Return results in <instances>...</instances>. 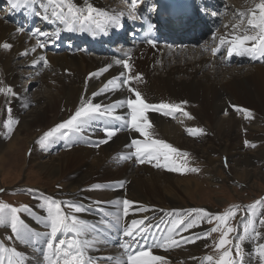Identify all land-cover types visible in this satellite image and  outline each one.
I'll return each mask as SVG.
<instances>
[{
	"label": "bare ground",
	"instance_id": "6f19581e",
	"mask_svg": "<svg viewBox=\"0 0 264 264\" xmlns=\"http://www.w3.org/2000/svg\"><path fill=\"white\" fill-rule=\"evenodd\" d=\"M73 2L78 7L86 6L85 0ZM189 2L197 14V20L192 19L191 25L187 22L185 29L174 30L171 40L182 44L185 42L186 45L200 40L203 43L195 50L188 49L185 45L184 51L181 52L175 44H172L175 46L170 49L150 48L131 40V24H135L136 19L120 7L109 5L105 0H87V3L97 9L110 14H122L119 25H108L105 31L81 29L79 25L74 26L75 30L69 31L65 24L51 17V8L48 12L50 18L45 19L44 10L39 4L13 9L8 0H0V5H6V9H9L8 20H4L3 15H0V45H12L7 50L0 47V87H10L14 93H0V126L3 122L18 121L10 123L11 132L5 126L0 127V172L5 162L9 161L6 160L7 150L19 151L18 146L23 142L24 135L29 134L34 127L43 129L46 125L55 126L58 121L68 120L80 107L82 98L102 106L115 105L114 115L130 118V109L126 104L119 106L120 101L135 99L128 91L130 86L139 91L147 103L179 106L177 111L183 113L180 119H173L174 112L165 115V112H169L168 109L145 113L152 125L149 129L151 138L168 143L174 148L188 150L199 165L206 163L208 167L203 173L210 186L211 183L217 185L215 173L220 169L226 171L228 165L222 164L223 156L230 164L228 168L232 167L231 170L227 168L233 177L232 183L235 180V184H243L249 189L257 183H264V172H260V169L264 170V64L254 62V59L247 55L241 56L235 52L229 55L230 45L220 43L221 37L231 39L234 34L242 35L244 29L249 27L247 21H244L245 25L243 24L241 30H234V25L223 27L225 30L218 33L217 39L208 42L210 35H207V29L217 25L219 16L208 19L203 15V11L198 15V10L200 11L203 5L202 0ZM258 3L259 0H253L246 9H252ZM131 4L132 0H128V5ZM227 4L224 0H216L213 7L232 12V8ZM151 5H154V1H151ZM24 16V24H20L22 31H17L19 25L14 20ZM34 20L42 24L41 28H38L39 32L49 35H40L35 28L32 33H26L24 29L29 28ZM196 29L202 31L200 38L196 35L188 36L192 32L195 33ZM81 30L87 34L91 32V35H98L99 38L103 33H107V39H96L92 45L73 40V33L79 35L83 33ZM178 33H182L181 40H178ZM115 39L117 45L111 44ZM86 50L91 53L87 54ZM41 56L47 59L49 67H44ZM16 59L21 60L19 68L24 70L22 73L26 75L30 71L33 78L24 95L16 90L18 74L12 66ZM237 59L243 63L241 66L235 64L230 68L222 67L228 60L231 62L238 61ZM117 60H127L130 70L125 69L123 64H117ZM109 65L111 67H108ZM105 68L108 70L101 71ZM136 75L141 79L131 80L128 85L122 83L125 78ZM113 78H116V84L119 86H109V90L103 94L93 96ZM31 85H39L43 92L39 91L34 98L27 95ZM237 107L250 110L251 117L246 118L243 112L236 110ZM225 112L228 114L225 115ZM184 113H188L192 118L189 119ZM106 126L116 129V134L110 139L105 136ZM188 129H202L203 132L189 134ZM240 130L249 132L252 137L249 143L259 141L258 147H254L251 152L245 149L240 141ZM34 137L27 136L24 142L25 151L30 148ZM201 137L205 140L197 145ZM104 139H107V143L98 144ZM132 139L143 141L145 138L123 121H113L105 117L91 122L85 131L69 132L66 137H59L57 134V137L51 138L44 146L35 150L31 148L23 162L26 166L33 164L34 169L45 173L48 178H64L61 185L67 192L66 199L80 201L79 207L84 209L77 213L78 217L90 228L94 237L109 247H118L115 252L102 258L106 263L100 264H127V255L121 246L125 243L124 239L131 243L133 250H150L152 255L164 257L167 264H202L203 258L200 255L203 249L199 246L203 240L185 243L183 238L198 237L205 231L203 228L190 232L183 231L184 226L181 225L172 233L173 239L180 242L179 246L169 247L167 250L155 246L169 236L172 221L190 208L188 203H181L180 196L188 198L199 191V185L202 183L197 179V171L191 177L174 179L167 176L172 166L165 167L167 161L163 157H160L159 161L146 160L151 162L154 168L135 166V169H132L126 165L111 170L120 160L118 154L121 150H135L134 146H130ZM60 142L64 143V148L56 157L48 156V152L55 149ZM216 154H221L218 160L212 157ZM42 156H48V160L42 161ZM157 162L160 167L155 166ZM243 166L245 169L240 170ZM157 168H160V173L155 171ZM147 174V178L143 177ZM113 175L117 181L105 184L111 190L107 192L102 188L103 197L100 201L88 194L78 196L84 181L102 184L99 179L110 180ZM67 176L71 178L66 179ZM124 200L133 202L127 215L123 211ZM36 214L44 223L49 222L45 213L36 211ZM133 220H144L145 224L140 227L148 228L144 234L146 241L140 236H136L135 241L124 236L125 228L131 226ZM8 223L7 218L4 224H0V237L6 245H10L14 239L13 234L4 230ZM36 224V221H25L26 226L38 231ZM40 230L41 234L32 243L34 251L32 255L24 256L23 264H48L46 250L41 249L43 241L48 237V231L42 227ZM34 237L30 236L31 239ZM59 238L61 237L58 234ZM85 239L91 244L85 252L86 260L91 258L92 264H97L94 259L100 254L93 247V241L90 238ZM257 241L261 244L259 238ZM3 264H8V260L4 258Z\"/></svg>",
	"mask_w": 264,
	"mask_h": 264
},
{
	"label": "rangeland",
	"instance_id": "374dc122",
	"mask_svg": "<svg viewBox=\"0 0 264 264\" xmlns=\"http://www.w3.org/2000/svg\"><path fill=\"white\" fill-rule=\"evenodd\" d=\"M109 5L112 4L115 7H120L121 10H124L129 13L130 17L135 16V14L131 10V6L128 5V0H105ZM241 1V2H239ZM253 0H224L225 3L229 4V7L232 8V12L225 10L221 11V8H214L213 3L216 2V0H202L203 5L200 8V11L198 10V15L200 12L203 15H206L208 19L214 18V14L217 15L218 19L222 22L221 28L219 31L211 36L208 37V42L215 41L217 39L218 33L222 30H225V28H228L229 26L236 25L240 23L241 17L238 15V13H247L249 10L246 8ZM4 3V2H3ZM212 4V5H211ZM227 4V6H228ZM130 6V7H129ZM210 8H213V12L210 10ZM237 8H240L237 9ZM242 8V9H241ZM221 12V13H220ZM224 12V13H223ZM212 13V15H210ZM9 14V12H8ZM8 14L2 11V8H0V15H3L2 18L7 19ZM131 14V15H130ZM222 18H220V15ZM249 17L245 16L243 17V23L240 24V27L238 29H243V26L245 25V22L247 21ZM4 19V20H5ZM8 20V19H7ZM245 21V22H244ZM217 22V23H218ZM244 24V25H243ZM41 22H37L35 26H33L35 29H40ZM216 26V24H215ZM18 27V25H17ZM225 27V28H223ZM26 28V27H25ZM26 33H32L31 26L29 28L24 29ZM241 32V31H240ZM179 39L182 38V33H178ZM183 40V39H182ZM117 39L115 41H112L111 44H116ZM201 41V40H200ZM199 41V42H200ZM203 42L200 43H190L188 45L182 44V43H176V48H180V51L183 52L185 45L186 47H189L188 49L195 50L197 47H200ZM175 45H171L167 48H172ZM198 45V46H197ZM165 48V47H163ZM183 48V49H182ZM183 50V51H182ZM86 53H91L90 50H86ZM90 55V54H89ZM238 60V59H237ZM16 63L18 66H16ZM21 64V60L16 59L13 61L12 66L16 70V74H18L17 79V92H20L21 94H26V89L29 88L30 83L32 82V77L30 75V71L27 72V74H23L22 69L19 68ZM237 64V66H240L243 64L238 61H232L229 62V60L223 65V68H230L233 65ZM261 64H264L262 62ZM220 67V68H222ZM34 77V75L32 74ZM37 77V76H36ZM38 78V77H37ZM27 95H32L33 98L35 97L36 93L39 91L43 92V88L39 87V85H31L30 90H27ZM1 111H2V103L0 102V118H1ZM5 112V111H4ZM183 113L180 111H175L173 119H180ZM186 116V115H185ZM239 117H242V115L238 114ZM183 117V116H182ZM67 121V120H66ZM65 121H58L57 123L60 124ZM56 124V125H58ZM5 122L1 124L0 127H4ZM55 125V126H56ZM55 126L52 125H46L45 128H38L34 127L32 131L29 132V134L24 135L23 142L20 143L18 148L20 147L19 151L16 150H7L6 160H9L8 162H5V164L2 166L3 170L0 172V203L7 204L10 208H17L21 209L16 213V215L19 217L20 220H22L25 224L26 219L28 222H34L36 221L37 224L35 226L38 231L30 229L29 226H27L26 233H24L22 236L23 238L17 237L11 230L10 225V211L8 212V226L4 228V230L8 233H11L14 235V239L11 241L10 245H6V243L2 240L0 237V245H2L4 248L8 250L14 249L17 253L20 254L19 258H22V260H25L24 256L29 254L32 255L33 253V247L32 243L33 241L39 237V234H41L40 228L47 230L48 233L50 232V227H48V223H44L43 220L38 219L36 211L45 213V217L47 219L48 213H47V204L46 201L49 199L55 200L57 202H62L61 207L64 214L69 216H76L79 220L82 221L80 217H78L77 213L74 211L73 208L65 206L68 203L74 204L76 206H80V201H72L66 199L67 192L64 191V186L61 185V183L64 181V178L58 179L54 176H46L45 173L40 172L37 169H34L33 164L27 165L23 162L24 157H28V150L33 148L34 150L37 149V147L42 146L37 141L43 137V135L54 128ZM42 129V130H41ZM35 136L32 140V144L28 150L25 151L26 145L25 140L28 137ZM240 141L244 144L245 149L251 152L255 148L251 145L255 144V147L257 148L260 144L259 141H254V143H249L252 139L251 135L247 130H240ZM205 140L204 137L200 138V141L197 143V145H200L201 141ZM47 142V141H46ZM45 142V143H46ZM201 142V143H200ZM247 142V144H246ZM59 148V149H58ZM64 148V143L60 142L55 149H52L49 151L48 156L56 157L59 151ZM177 149V153L171 154V159L167 161V165H171L172 168H178L181 169L180 171H169L167 173V176H170L174 179H182L184 177H191L194 172H192L191 168L198 169L197 171V179H199V182L202 183L199 185V191L194 195L192 194L190 197H182L180 196L181 203H188L190 208L188 210H184L182 213H180L176 218H187V223L189 220L197 219L199 216L198 213L192 212L191 216L188 215L189 210L192 209H204L208 213H210L213 216L212 223L207 222L206 217H201L198 219V222L196 226L188 229L187 231L195 232L198 229H205L204 232L200 233L198 237H201L199 239H195V242L202 241V244L199 246L203 251H201L200 257L203 258L202 264H209V262L205 259L207 256L211 255L213 257L212 264H215V261L218 260L219 256L223 253L225 249H221L219 251L216 250V244L218 243L221 233L220 232H213L207 238H203V234L208 233L210 229L213 227H216L218 225V221L214 219L216 215L223 214L226 210L233 206H239L237 209V214L234 219H232L229 223L231 226L235 228V231L232 232L229 235V239L232 241L231 244L226 245V249H230L232 253V258L238 262V264H264V261H261V259L257 255V248L259 246L257 239L259 238L261 240V243H264V225H261L260 221L264 219V183H257L255 186H252V189L245 188L243 184L237 185L232 183V175L229 174V170H231L232 167L228 168L230 166L229 163H227L226 157L223 156L221 158L222 164H227L226 171L220 169L217 173H215V179H217V185H214L211 183V186L206 182V177L203 173V170H205L208 166L206 163H203L201 165L197 164L195 158L193 157V154L189 152L188 150H182L180 147H175ZM11 153V154H10ZM135 153V150L133 152L130 151V149H123L119 152L118 156H120V160L116 163L115 167L111 168V170H115L116 168H122L123 166H126L132 169H135V166L138 167H144L147 168H154V165H151V162H147L145 160L144 163H140L136 156H132ZM181 153H187V156L181 155ZM221 154L213 155V159L218 160L219 156ZM48 156H42L44 160H48ZM127 159H123L122 157H129ZM129 160V162L127 161ZM2 161V160H0ZM147 163V164H145ZM150 164V165H149ZM25 166V167H24ZM259 168V167H258ZM245 166L241 167L240 170H244ZM156 172L160 173V168H157L155 170ZM260 172H264L263 169H260ZM41 173V174H40ZM149 175H143V177L147 178ZM70 176H67L66 179H70ZM202 179V180H201ZM190 180V179H189ZM99 181L102 183H91L88 180L84 181L78 191V196L82 197L86 194L93 197L95 200L100 201L102 199V188H104L105 191L109 192L111 189L109 186H106V183H112L117 181V178L115 175L110 180L105 179H99ZM252 183V182H251ZM94 184L96 186H94ZM20 186V187H19ZM219 189V190H218ZM219 193V194H218ZM215 200H219L222 202H216ZM256 201H262L261 204H258L255 206V208H250V205L255 204ZM26 206V209L23 207ZM167 206V205H166ZM7 211V210H6ZM84 222V221H83ZM245 228L248 229L247 233H245ZM0 229H2L0 227ZM254 233H259L258 236H256ZM30 236H35L33 239L30 238ZM72 234H68V238H71ZM47 239H45L41 245V249L46 250L47 254ZM90 238L94 243L93 247H95V250L99 252V257L95 258L94 261L97 264L100 263H106L105 260L102 258L111 254V252H115V249H118V247H109L104 242H101L99 238H96L93 236L92 231H90V228L88 227V231L86 234L81 237V239ZM242 238V239H241ZM123 241V240H122ZM124 242H127V240L124 239ZM236 245H239L240 250V256L236 255ZM4 258L8 260V253L3 254ZM116 264V263H111ZM178 264V263H177ZM201 264V263H199Z\"/></svg>",
	"mask_w": 264,
	"mask_h": 264
},
{
	"label": "snow or ice",
	"instance_id": "6c2138e0",
	"mask_svg": "<svg viewBox=\"0 0 264 264\" xmlns=\"http://www.w3.org/2000/svg\"><path fill=\"white\" fill-rule=\"evenodd\" d=\"M85 7H78L73 0H8V4L13 8L19 7H31L33 5L39 4L44 10V18L49 19V8H51V17L55 20H59L61 23L65 24L67 30H75L74 26L79 25L81 29L88 30H101L105 31L108 25H119L120 17L122 14H110L107 11L95 8L92 4L87 3L85 0ZM133 6H135V0H133ZM39 15V12H37ZM241 17L240 23L233 26L234 30L240 27L243 23V17L248 16L247 25L249 27L245 28L243 34H234L231 39H226L225 37L220 38L221 45L229 44L228 53L231 55L235 52L237 55L250 56L253 59H264V0H259V3L255 5L254 8L249 9L247 13H239ZM17 31H22V29H17ZM37 32L40 35L47 36L48 33H41L39 29ZM149 43H153L149 40ZM42 46V45H41ZM4 49H10L11 44L4 43L0 45ZM35 51V49H33ZM27 53H22L26 55ZM44 62V67H49V62L43 56L40 57ZM117 64H123L125 69L130 70V65L127 60H117ZM108 67H111L109 65ZM108 68L102 69L101 71H107ZM95 75V74H93ZM123 75V74H122ZM141 77L136 75L134 77L125 78L122 83L128 85L131 80H140ZM2 83V82H0ZM109 86H119L116 84V78L109 80L103 89L98 93H94L93 96L101 95L104 91L109 90ZM128 91L131 92L135 99H127L126 101H120L119 106H124L126 104L127 108L130 109L129 117H122L120 115H114L115 105L102 106L101 104H94L90 100H84L82 98L80 107L75 111V113L65 122L56 125L54 128L46 132L43 137L37 142L42 146L45 145L46 141L51 138L66 137L69 132L77 133L85 131L87 127L90 126L91 122L102 119L110 118L113 121H123L124 124L130 125L131 129L139 133L145 139L143 141L138 139H132L131 145L135 147L136 159L140 163H144L145 160H156L159 161L160 157H163L165 161L171 159V154L177 153V149L172 147L170 144L165 143L160 140H155L151 138L149 129L152 127L148 117L145 115L148 111L160 112L162 110L168 109L169 112H165V115L170 114V112H175L179 109L178 105L174 104H151L147 103L142 97V94L136 89L129 86ZM0 93L5 95L12 93L10 87H0ZM14 95V93H12ZM236 107V106H233ZM237 111L243 112L246 118L251 117L252 113L248 109L236 108ZM189 119L192 117L188 113H184ZM228 113L225 112V115ZM10 123H18V121H12L5 123V127L11 132ZM189 134L194 132H203L202 129H188ZM105 136L110 139L116 134V129L111 126H106L104 128ZM107 139L100 140L98 144L107 143ZM247 144V142H246ZM255 147V145H251ZM181 155L187 156V153H181ZM123 159L130 158L122 157ZM160 167L159 162L155 165ZM168 167L167 164L164 165ZM227 166V164L225 165ZM170 171H180L178 168H169ZM192 172L198 171L196 168L190 169ZM2 191V190H0ZM62 202H57L55 200L49 199L46 201L47 204V220L49 221L48 227H50V232L47 240V254L46 259L48 264H92L91 258L85 256L86 249L91 246L90 242L86 239H81L88 231V226L85 222L79 220L76 216H69L64 214L61 207ZM99 203V202H97ZM262 201H256L255 204L250 205V208H255L256 205L261 204ZM133 202L124 200L123 201V211L127 215L129 208L132 207ZM65 206L73 208L76 213L84 211L79 206L68 203ZM26 209V206H23ZM239 206H233L226 210L221 215H216L214 219L218 221V225L210 229L208 233L203 234V238H207L213 232H220L221 236L216 244V250L225 249L223 253L219 256L215 264H238L236 260L232 258V253L230 249H226V245L232 243L228 238L229 235L235 231V228L229 223L232 219L236 217L237 209ZM7 210V211H6ZM21 209L10 208L7 204L0 203V224H4L8 217V212L10 211V225L12 232L20 238H23L22 233H26L27 226L22 220L16 215ZM192 212L199 214L197 219L189 220L185 223L186 217L177 218L172 221V228L169 229V236L162 242H158L155 246L163 247L167 250L169 247L179 246L180 242L176 241L172 237L174 230L179 229L183 225V231L196 226L198 219L201 217H206L208 223H212L213 216L204 209H192L189 210L188 215L191 216ZM119 217H117V221ZM261 225H264V219L260 221ZM144 220H133L131 226L126 227L124 230V236L129 237L130 240L135 241L136 236H140L145 241L147 237L144 235L148 228L140 227L144 225ZM248 229L245 228V233ZM71 233L72 237L67 238L68 234ZM58 234L61 238L58 239ZM178 234V233H177ZM256 236L259 233H254ZM201 237H184L185 243L195 242V239ZM242 239V238H241ZM94 243V242H93ZM125 249V254L127 255V264H167L164 257L152 255L151 251H145L143 248H138L133 250L131 243L125 242L121 245ZM236 255L240 256L239 245H236ZM257 255L264 261V243L259 244L257 250ZM4 253H8V264H23V260L20 254L14 249L8 250L0 245V264H3ZM209 264H212L213 257L211 255L205 258Z\"/></svg>",
	"mask_w": 264,
	"mask_h": 264
}]
</instances>
